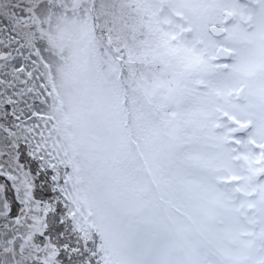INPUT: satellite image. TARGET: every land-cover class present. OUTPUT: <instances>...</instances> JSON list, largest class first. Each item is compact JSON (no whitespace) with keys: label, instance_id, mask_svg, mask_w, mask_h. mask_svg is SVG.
<instances>
[{"label":"snow or ice","instance_id":"1","mask_svg":"<svg viewBox=\"0 0 264 264\" xmlns=\"http://www.w3.org/2000/svg\"><path fill=\"white\" fill-rule=\"evenodd\" d=\"M0 264H264V0H0Z\"/></svg>","mask_w":264,"mask_h":264}]
</instances>
